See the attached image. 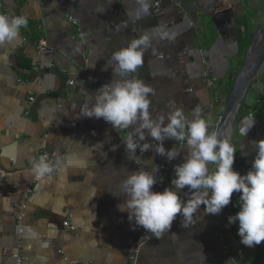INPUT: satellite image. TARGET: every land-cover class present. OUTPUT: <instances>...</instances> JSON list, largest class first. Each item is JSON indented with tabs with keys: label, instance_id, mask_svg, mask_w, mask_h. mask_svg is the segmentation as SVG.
Returning <instances> with one entry per match:
<instances>
[{
	"label": "crops",
	"instance_id": "1",
	"mask_svg": "<svg viewBox=\"0 0 264 264\" xmlns=\"http://www.w3.org/2000/svg\"><path fill=\"white\" fill-rule=\"evenodd\" d=\"M146 2L149 13L143 15L140 0H27L20 7L17 0H0V15L28 17L19 40L0 47V57H7L0 59V264H14L12 254L17 251L22 264H129L134 252L136 264H257V246L242 245L238 225H228L227 218L239 211L236 193L221 214L205 216L201 206L188 227L178 216L170 231L158 238L134 229L127 213L118 210L125 200L122 181L132 171L156 172L160 165L179 164L187 149L165 141L166 149L180 152L169 162L156 154L158 142L146 135L130 159L125 151L129 130L116 131L81 111L91 106L88 97L118 78L111 67L102 70L112 53L147 36L144 64L134 75L153 90L152 116L167 117L179 108L190 118L199 108L215 130L220 115L205 113L212 93L202 78L198 52L205 51L217 79L215 89L226 99L247 42L243 30L221 12L231 10L234 19V11L242 6L248 17L261 15L264 0H183L182 10L172 0ZM35 27L39 39L48 41L41 56L35 51ZM163 33L170 38H161ZM236 128L235 164L246 174L256 155L252 142L264 140V65ZM143 144L150 145L147 151ZM41 151L57 158L77 153L88 164H70L32 186L30 169ZM156 179L153 191L170 186L171 179L161 171ZM30 187L32 193L25 199ZM21 201L26 208L20 213ZM65 219L75 231L63 227Z\"/></svg>",
	"mask_w": 264,
	"mask_h": 264
},
{
	"label": "clouds",
	"instance_id": "2",
	"mask_svg": "<svg viewBox=\"0 0 264 264\" xmlns=\"http://www.w3.org/2000/svg\"><path fill=\"white\" fill-rule=\"evenodd\" d=\"M140 4V12L147 15L149 4L146 0H140ZM27 25L25 15L11 18L0 15V47L18 41L21 28ZM161 38L170 37L163 33ZM149 46V37L142 36L113 52L102 70L111 67L113 77L118 78L102 86L95 96L88 97L91 106L85 105L81 114L102 119L116 131L129 130L125 151L130 159L136 157L137 148L141 147L138 142L144 141L146 135L158 142L156 154L169 162L177 159L180 152L176 147L166 149L167 140L183 143L187 155L174 165V178L162 192L153 191L159 169L130 172L121 184L125 200L118 205V210L127 213L134 229L141 228L158 238L170 231L178 216L183 217L182 226L188 227L201 206L205 216L221 214L236 193L239 194V211L227 218L228 225H238L237 235L245 247L260 245L264 242V140L252 142L256 155L250 169L242 175L233 168L237 149L210 129V120L204 118L199 108L190 118L179 108L167 117H153L149 110L153 90L134 75L144 64V53ZM0 59L7 60V57ZM149 147L142 145L144 151ZM70 164L87 167L88 161L72 153L53 164L45 154L33 159L30 171L37 180H42Z\"/></svg>",
	"mask_w": 264,
	"mask_h": 264
},
{
	"label": "water",
	"instance_id": "3",
	"mask_svg": "<svg viewBox=\"0 0 264 264\" xmlns=\"http://www.w3.org/2000/svg\"><path fill=\"white\" fill-rule=\"evenodd\" d=\"M183 1V0H181ZM222 15H228L229 23L234 25L232 11H223ZM264 64V23L253 36L243 58L241 65L236 73L230 92L227 96L223 110L216 123L215 131L220 137L229 141L233 145L236 134V124L248 91L256 79L259 71ZM231 129V131H230ZM233 168L240 174H244L234 163ZM239 195V194H238ZM260 252L262 264H264V242L257 245Z\"/></svg>",
	"mask_w": 264,
	"mask_h": 264
},
{
	"label": "built area",
	"instance_id": "4",
	"mask_svg": "<svg viewBox=\"0 0 264 264\" xmlns=\"http://www.w3.org/2000/svg\"><path fill=\"white\" fill-rule=\"evenodd\" d=\"M25 1H27V0H25ZM172 2H173V4L176 7H178V9L182 10L183 7H182V4H181V0H172ZM71 23L73 25H75V26L78 25V21L77 20H72ZM22 42L25 43V40L23 39ZM47 48H48V41L46 39H44V38L39 39L37 41V43H36V46H35L36 55L37 56H41ZM198 57H199V62H200L201 69H202V78L204 80L205 86L212 93V103H211L210 107L206 109L205 113L210 114V112H212L213 114L214 113H218L220 115L221 112H222L221 110H222L227 98L224 99L223 95L218 90L215 89V85L217 83V79L213 76L212 66H211L210 61L206 57L205 51L204 50H200L198 52ZM49 67L52 68V65L50 64ZM68 85L72 86L73 85V81H69ZM28 101L31 102V103L34 101V97H33V94L31 92L29 93ZM251 116L252 115L250 114L249 117H251ZM206 119L210 120L209 118H206ZM213 126H214L213 123H211V121H210V129ZM183 146H184L183 143L177 142V148L178 149H182ZM45 154L48 156V159H49L50 163L54 164L55 161L58 159L55 155L50 154V153H46L44 151H41V152H39L37 154V159L39 158V156L45 155ZM174 165H177V163L171 162V163H167V164H164V165H160L158 167V169L163 174L167 175L169 179L172 180L174 178ZM55 172L56 171H54L53 173H55ZM37 181H39V180H37L35 178V176H34L33 181H32V186L35 185L37 183ZM31 193H32V187H30V188H28L26 190L25 199ZM25 208H26V205H25L24 201L23 202L21 201L20 208H19L20 213L23 210H25ZM21 221H22V216L19 214L16 217V223H17L18 226L20 225ZM63 227L67 231H75V229L71 225L69 219H65L64 220ZM18 233H19L20 236L23 235V230L20 228ZM134 235L136 236L137 233L134 232ZM17 248H20V245ZM223 252L224 253L227 252V247L226 246L223 248ZM59 253L61 254L62 258L66 260L64 252L63 251H59ZM136 253L137 252H134V254L130 256L129 264H136V261H137V254ZM12 258H13L14 264H22L21 257H20V254H19L18 251L14 252L12 254ZM86 264H94V263L93 262H87Z\"/></svg>",
	"mask_w": 264,
	"mask_h": 264
},
{
	"label": "trees",
	"instance_id": "5",
	"mask_svg": "<svg viewBox=\"0 0 264 264\" xmlns=\"http://www.w3.org/2000/svg\"><path fill=\"white\" fill-rule=\"evenodd\" d=\"M17 1H18L19 7L20 6H23L26 3L25 0H17ZM186 1H190V0H186ZM234 13H235V15H234V24H235V26L237 28H239V29L241 28L243 30L244 37H245L246 42H247L246 43V48H248V46H249V44H250L253 36L255 35V33L260 29V27L264 23V13L261 14V15H258V14H256V15H250L249 14V17H248V15H246L247 11H246V13L242 12V6L241 7L239 6L238 13H236V10L234 11ZM247 17L249 19H251V22H254L255 23V27L254 28H252L250 25H248ZM35 28L36 29L33 32H35V35H37V39L36 40H38L39 39V36H40V32L37 30V27H35ZM241 38H242V36L239 37V40ZM256 259H257L256 260V263L257 264H262V259H261L260 252H258Z\"/></svg>",
	"mask_w": 264,
	"mask_h": 264
},
{
	"label": "rangeland",
	"instance_id": "6",
	"mask_svg": "<svg viewBox=\"0 0 264 264\" xmlns=\"http://www.w3.org/2000/svg\"><path fill=\"white\" fill-rule=\"evenodd\" d=\"M222 110H223V108H222ZM222 110H221V111H222ZM218 118H219V117H218Z\"/></svg>",
	"mask_w": 264,
	"mask_h": 264
},
{
	"label": "bare ground",
	"instance_id": "7",
	"mask_svg": "<svg viewBox=\"0 0 264 264\" xmlns=\"http://www.w3.org/2000/svg\"><path fill=\"white\" fill-rule=\"evenodd\" d=\"M230 131H231V129H230Z\"/></svg>",
	"mask_w": 264,
	"mask_h": 264
}]
</instances>
